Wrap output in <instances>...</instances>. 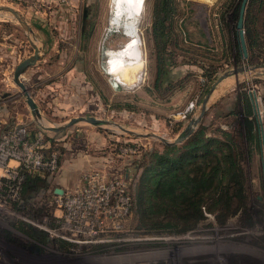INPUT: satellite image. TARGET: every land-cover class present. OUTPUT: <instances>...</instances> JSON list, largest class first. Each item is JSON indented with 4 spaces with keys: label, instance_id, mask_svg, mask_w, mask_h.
<instances>
[{
    "label": "rangeland",
    "instance_id": "374dc122",
    "mask_svg": "<svg viewBox=\"0 0 264 264\" xmlns=\"http://www.w3.org/2000/svg\"><path fill=\"white\" fill-rule=\"evenodd\" d=\"M152 1L82 0L78 5L68 2L57 5L59 10L56 6L59 20L55 17L49 22L41 21L43 15L38 13L43 11H36L37 21H32L34 12L23 9V2L0 0V5L12 7L32 29L27 31L13 13L0 9V37H4L1 40L13 45L10 55H0V134L7 126L22 123L30 132H41L45 154L53 151L56 155L52 171L32 173L43 178L40 186L25 195H20L19 190L15 201L0 198V264H264V116L257 112L260 107L254 103L256 139L249 142L238 122L243 119L240 107L236 106V116L224 108L230 94L212 105L218 104L221 110L215 106L210 110L209 106L194 128L200 123L208 133H216L221 125L233 134L241 151L239 163L245 176L250 220L237 210L220 222L213 212L205 210L204 217L191 228L175 232L147 231L133 216L127 229L114 236L123 240L101 244L77 245L54 234L58 225L55 215L59 213L53 200L57 195L54 186L63 187V192L71 191L87 171L101 169L107 176L127 174L131 189L146 151L162 148L158 138L135 135L121 127L134 133L154 132L171 140L198 110L199 83L204 76L197 64L180 62L171 66L168 81L155 84ZM222 1H180L181 11L189 15L188 28L201 27L215 46L210 54L202 48L197 58L205 62L208 58L219 60L222 64L217 75L244 66L229 74L239 80L235 87L238 92L249 90L263 99L264 68H249L253 64L238 53V48L235 50L236 19L229 10L224 21L219 22ZM84 8L90 12L85 21ZM263 25L264 7L256 15V27ZM37 28L39 32L35 31ZM229 41L232 51L224 59L221 50ZM31 43L44 59L27 66L19 80L35 99L42 123L58 125L76 115H94L110 123L98 126L79 120L59 131L41 128L24 93L12 80L16 63L32 54ZM232 53L238 60L231 57ZM181 57L179 54L176 59ZM112 58L113 74L108 62ZM189 101L194 106L185 112ZM30 227L37 237L28 233Z\"/></svg>",
    "mask_w": 264,
    "mask_h": 264
},
{
    "label": "trees",
    "instance_id": "16d2710c",
    "mask_svg": "<svg viewBox=\"0 0 264 264\" xmlns=\"http://www.w3.org/2000/svg\"><path fill=\"white\" fill-rule=\"evenodd\" d=\"M180 1H152L151 38L156 62L154 81L157 86L168 81V69L180 62L197 64L204 76L199 83L202 99L219 76L216 72L222 63L213 58H208V62L197 58L202 48L210 54L215 46L205 37L201 27L196 30L188 28L189 15L181 11ZM239 2L222 1L220 23L229 10L236 19ZM263 7L264 0H246L244 5L242 26L246 61L250 64L264 65V25L263 29L256 27L257 12ZM237 48L239 51L238 44L235 50ZM231 51L232 43L229 41L221 50L224 59ZM179 54L182 57L177 60ZM231 57L237 59L236 54L232 53ZM239 98L242 107L239 114L243 115V119L238 121L240 129H243L249 142H255L256 124L246 93L239 92ZM228 113L238 114L236 107ZM236 144L233 134L225 128L218 126L216 133H208L205 126L199 123L182 141L146 151V158L140 163L131 189L129 183L130 220L135 216L137 224L147 231L161 229L175 232L191 228L204 217L205 210L213 212L220 222L237 210H242L245 218L250 220L245 176L239 163L241 151ZM42 180L39 175L25 172L20 195L36 189ZM27 231L37 237L31 227Z\"/></svg>",
    "mask_w": 264,
    "mask_h": 264
},
{
    "label": "built area",
    "instance_id": "2783aa9c",
    "mask_svg": "<svg viewBox=\"0 0 264 264\" xmlns=\"http://www.w3.org/2000/svg\"><path fill=\"white\" fill-rule=\"evenodd\" d=\"M68 4L69 0H56ZM257 112L264 116V98L254 95ZM189 101L186 110L192 109ZM184 115V112H183ZM40 131L30 132L22 123L7 126L0 134V198L15 201L24 173L52 171L53 151L45 154ZM59 213L55 235L77 245L109 243L127 229L131 199L127 174L107 176L101 169L87 171L80 184L53 198ZM48 230V229H47ZM178 235V237L182 238Z\"/></svg>",
    "mask_w": 264,
    "mask_h": 264
},
{
    "label": "water",
    "instance_id": "95a60500",
    "mask_svg": "<svg viewBox=\"0 0 264 264\" xmlns=\"http://www.w3.org/2000/svg\"><path fill=\"white\" fill-rule=\"evenodd\" d=\"M245 2H246V0H240L238 11H237V17H236V21H235L236 36H237L236 38H237L239 51H240V54H241L242 57H246L247 56V50H246V44H245V40H244L243 26H242ZM0 9L8 10L11 13H13V15L20 22L22 27L25 28L27 31L32 32L31 27L26 24V22L17 14V12L12 7H10L8 5H0ZM31 45H32V48H33L32 54L30 56L24 57L23 59H21L15 65V67L13 69V72H12V80L20 87V89L24 93L25 101H26L31 113L35 117V119L37 121H40L41 126H42L41 128L49 129V130H53V131H59V130H62L63 128H65L66 126H68V125H70V124H72V123H74L76 121H79V120H84L86 122H89V123H91L93 125H98V126H101L102 124L110 123V121H108L107 119H103V118H100V117H97V116H94V115H76V116H71V117L67 118L63 123L58 124V125L43 124L42 121H41V116H40V113H39V110H38V107H37L35 101L27 93L23 82H21L19 80V74L27 66L33 64L35 62V60L39 57L38 48L36 47V45L34 43H31ZM258 66H262L264 68V65H260V64L259 65L258 64H253L249 68L253 69V68H256ZM244 68H245L244 66H240V67L231 68V69H228L227 71L222 72L217 77L216 81L208 89V91L205 93L203 98L201 99L200 105H199L198 110L196 111V113L194 115H192L188 119V121L185 123L184 127L171 140L166 139V138L162 137L161 135L155 134L154 132L134 133L131 130H128L126 128H123V127H121V128L123 130H126L127 132L135 134V135L143 134V135H146V136H153L155 138H158L163 144L169 145V144L178 143V142L182 141L194 129V126L199 121L200 117L204 114L205 110L207 109V107H208V105L210 103L209 102L210 94H211L212 90L214 89L215 84L217 83V81H219L221 78L229 75L230 73H236L240 69H244ZM251 96H252V99L254 101V95L251 94ZM254 103H255V101H254ZM53 192L54 193H62L63 189L61 187L54 186L53 187Z\"/></svg>",
    "mask_w": 264,
    "mask_h": 264
},
{
    "label": "crops",
    "instance_id": "0c3cea01",
    "mask_svg": "<svg viewBox=\"0 0 264 264\" xmlns=\"http://www.w3.org/2000/svg\"><path fill=\"white\" fill-rule=\"evenodd\" d=\"M81 1L82 0H69V2L72 5H78ZM22 2L24 3V7L22 6L23 9L26 7V9L30 8L31 10H33L34 14L31 17L32 21H37L35 17L37 16V12L38 11H40V12L43 11V13H38V15H43V18L41 19V21L42 20L43 21L47 20V21L51 22V21H53V20H51V18L52 19L54 18V20H55L56 19L55 17H57V19L59 20L60 13H59V11H56L55 8H56L57 5H61V4L58 3L56 0H29V1L17 0V3H19V4H23ZM35 7H36V10H35ZM57 8L59 10L60 7L57 6ZM89 15H90V12L86 8H84L83 9V16H82L83 17V21H85L89 17ZM26 16H24V19L27 21L28 19H27ZM28 17H29V15H28ZM37 27H39V25H37ZM39 30L37 28L35 31L39 32ZM46 33L48 34V31H46ZM3 38L4 37H0V55L1 54H4V55L5 54H9L10 55L12 53L13 45L5 44L4 42H2L1 39H3ZM3 49H5V50H3ZM0 58H1V56H0ZM38 58H40V59H36V61L33 64H38L37 63L38 60H43L44 59V57H38ZM238 81L239 80L236 77L235 78L233 77V79H232V78H230L229 75H227V76L221 78L219 81H217V84L215 85V87L212 90V92L210 94V97H209V100H210V103L208 105V107L210 106L209 109L211 110V106L213 104L217 103L218 101H221L225 94H230V96L227 99L228 101L224 105V108H226V110L229 111L232 108H234L236 106H239L240 110H241V108H242L241 107V99L239 98L238 89H237V87H235L237 85ZM245 93L247 95V98H248V101H249V104H250L249 108H250L251 112L253 113V111H254V101L252 99L251 92H249V90H247V91H245ZM33 100L35 101L34 98H33ZM226 104H230L231 106L227 107ZM214 106L216 107L215 109H217L218 104H216ZM214 106H212V107H214ZM219 108H221V107H218V109ZM219 110H221V109H219ZM219 126L221 127V125H219ZM262 134L264 136V131L263 130H262Z\"/></svg>",
    "mask_w": 264,
    "mask_h": 264
},
{
    "label": "bare ground",
    "instance_id": "6f19581e",
    "mask_svg": "<svg viewBox=\"0 0 264 264\" xmlns=\"http://www.w3.org/2000/svg\"><path fill=\"white\" fill-rule=\"evenodd\" d=\"M134 2H136V0H133ZM137 11V10H136ZM138 13V12H137ZM132 18H133V16H132ZM133 19H135L136 20V18H133ZM130 22V21H129ZM125 23V22H124ZM132 23V22H131ZM128 24V23H127ZM133 25V24H132ZM129 29V28H128ZM133 31V30H132ZM135 45V44H134ZM135 47H136V45H135ZM137 52V51H136ZM133 53V52H132ZM139 53V52H138ZM137 54V53H136ZM130 55H132V54H130ZM113 59H115V58H112V60L111 59H109L108 60V62L110 63V72L112 73L113 72V70L111 69L112 68V61H113ZM113 74V73H112ZM133 75V74H132ZM134 77V76H133ZM116 79L114 80L115 82H117L118 83V79H117V77H115ZM135 78V77H134ZM200 250V249H199ZM246 250V249H245ZM135 255V254H134Z\"/></svg>",
    "mask_w": 264,
    "mask_h": 264
},
{
    "label": "snow or ice",
    "instance_id": "6c2138e0",
    "mask_svg": "<svg viewBox=\"0 0 264 264\" xmlns=\"http://www.w3.org/2000/svg\"><path fill=\"white\" fill-rule=\"evenodd\" d=\"M141 2H142V0H141Z\"/></svg>",
    "mask_w": 264,
    "mask_h": 264
}]
</instances>
